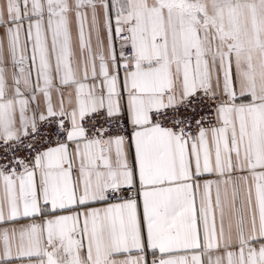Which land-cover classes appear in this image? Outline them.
<instances>
[{
  "label": "snow or ice",
  "instance_id": "snow-or-ice-1",
  "mask_svg": "<svg viewBox=\"0 0 264 264\" xmlns=\"http://www.w3.org/2000/svg\"><path fill=\"white\" fill-rule=\"evenodd\" d=\"M0 264H264V0H0Z\"/></svg>",
  "mask_w": 264,
  "mask_h": 264
}]
</instances>
